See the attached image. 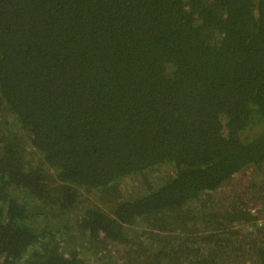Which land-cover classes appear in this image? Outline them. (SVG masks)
Instances as JSON below:
<instances>
[{"label": "trees", "instance_id": "trees-1", "mask_svg": "<svg viewBox=\"0 0 264 264\" xmlns=\"http://www.w3.org/2000/svg\"><path fill=\"white\" fill-rule=\"evenodd\" d=\"M262 208L264 0H0V264H264Z\"/></svg>", "mask_w": 264, "mask_h": 264}, {"label": "built area", "instance_id": "built-area-1", "mask_svg": "<svg viewBox=\"0 0 264 264\" xmlns=\"http://www.w3.org/2000/svg\"><path fill=\"white\" fill-rule=\"evenodd\" d=\"M262 211H264V208H262ZM251 212L254 213L256 212L255 209H251ZM258 225L259 226H264V221L261 219V220H258Z\"/></svg>", "mask_w": 264, "mask_h": 264}]
</instances>
